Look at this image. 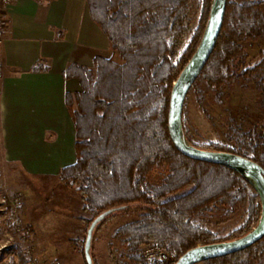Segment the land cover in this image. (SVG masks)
Listing matches in <instances>:
<instances>
[{
	"label": "trees",
	"instance_id": "trees-1",
	"mask_svg": "<svg viewBox=\"0 0 264 264\" xmlns=\"http://www.w3.org/2000/svg\"><path fill=\"white\" fill-rule=\"evenodd\" d=\"M86 1L92 19L121 61L96 55L92 66L69 62L63 71L65 77H77L82 85V90L65 93L75 125L76 159L60 170L62 184L81 195L82 209L90 214L82 219L89 224L107 208L126 205L109 218L118 213L136 214L114 233L129 250L132 264H151L141 254L144 244L159 245L179 257L198 244L248 232L261 212L255 188L227 166L181 153L168 128L173 83L200 42L212 0H199L198 25L180 52L178 41L187 31L192 0ZM262 35L264 0H227L214 50L191 88L200 91L204 82L221 103L224 86L242 77L254 81L264 98V49L255 62H249L243 44L247 38ZM48 68L41 59L32 70ZM199 108L209 117L202 100ZM184 129L199 145L185 125ZM227 138L230 143L210 141L199 146L237 152L264 167V130L245 129L231 116ZM163 167L167 173L159 182H152L150 172ZM245 203L243 223L224 238L196 222V216L214 205L235 209ZM20 256L25 264L22 250ZM93 259L97 264L94 254ZM203 262L264 264V236L242 250ZM174 263L166 259L158 264Z\"/></svg>",
	"mask_w": 264,
	"mask_h": 264
},
{
	"label": "rangeland",
	"instance_id": "rangeland-1",
	"mask_svg": "<svg viewBox=\"0 0 264 264\" xmlns=\"http://www.w3.org/2000/svg\"><path fill=\"white\" fill-rule=\"evenodd\" d=\"M200 12L199 0H192L187 31L178 41L179 52L189 43ZM243 44L249 54L248 61L255 62L259 51L264 49V35L247 38ZM112 56L121 61L114 51ZM223 90L221 103L204 82L200 91L191 88L186 97L183 123L199 145L210 141L230 143L227 132L231 116L245 129L256 127L264 130V98L254 81L238 77L228 82ZM199 100L203 101L209 117L199 108ZM60 170L52 175L27 173L18 162L5 159L0 139V264H22L20 250L26 259L25 264H47L52 260L59 264H87L84 241L89 224L82 218H89L90 214L82 209L81 195L62 184ZM166 173L167 167L155 168L149 178L157 183ZM13 198L19 200L18 214L12 211ZM247 207V203L235 209L214 205L195 219L213 230L219 238H224L243 223ZM135 218L134 213H118L97 226L92 246L97 264H132L129 250L114 233L118 226ZM16 221L31 227L28 238L20 235L22 231L12 229ZM144 245L140 246L141 254ZM26 248L30 252H26ZM196 264L205 263L200 261Z\"/></svg>",
	"mask_w": 264,
	"mask_h": 264
},
{
	"label": "crops",
	"instance_id": "crops-1",
	"mask_svg": "<svg viewBox=\"0 0 264 264\" xmlns=\"http://www.w3.org/2000/svg\"><path fill=\"white\" fill-rule=\"evenodd\" d=\"M0 46V139L7 161L29 174H58L75 161V126L65 93L82 90L63 71L69 62L92 66L113 55L86 0H15ZM44 59L49 68L33 71Z\"/></svg>",
	"mask_w": 264,
	"mask_h": 264
},
{
	"label": "water",
	"instance_id": "water-1",
	"mask_svg": "<svg viewBox=\"0 0 264 264\" xmlns=\"http://www.w3.org/2000/svg\"><path fill=\"white\" fill-rule=\"evenodd\" d=\"M227 0H212L209 16L194 53L175 79L169 102L168 128L175 146L181 153L195 159L227 166L245 178L257 191L261 201L258 221L245 234L233 239L198 244L181 254L174 264H196L206 259L242 250L264 236V167L243 154L225 150H211L194 144L187 136L183 124L186 97L206 62L210 58L220 34ZM116 205L97 214L89 223L84 241L87 264H94L92 246L95 229L108 217L125 208Z\"/></svg>",
	"mask_w": 264,
	"mask_h": 264
},
{
	"label": "built area",
	"instance_id": "built-area-1",
	"mask_svg": "<svg viewBox=\"0 0 264 264\" xmlns=\"http://www.w3.org/2000/svg\"><path fill=\"white\" fill-rule=\"evenodd\" d=\"M14 1L15 0H0V46L6 38L10 25V18L7 13V7ZM13 199L14 201L12 202V211L14 212V214H18L19 200L17 198ZM13 225V230L16 229L17 231H22V234H20L22 237L28 238V236H30L32 229L28 224L16 221ZM25 251L30 252V249L26 248ZM142 255L151 264H158L166 259H173L175 261L178 259L177 255L174 252H171L168 249L156 244L144 245ZM47 264H59V262L56 260H52Z\"/></svg>",
	"mask_w": 264,
	"mask_h": 264
}]
</instances>
